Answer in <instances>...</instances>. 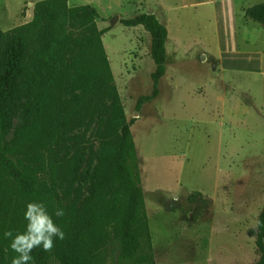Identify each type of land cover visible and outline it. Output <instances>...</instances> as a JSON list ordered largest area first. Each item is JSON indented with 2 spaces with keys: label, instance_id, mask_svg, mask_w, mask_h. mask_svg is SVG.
Masks as SVG:
<instances>
[{
  "label": "rangeland",
  "instance_id": "1",
  "mask_svg": "<svg viewBox=\"0 0 264 264\" xmlns=\"http://www.w3.org/2000/svg\"><path fill=\"white\" fill-rule=\"evenodd\" d=\"M262 1L0 0V71L10 63L3 32L44 13L16 77L7 141L34 118L54 53L62 48L69 58L100 36L136 141L156 264L253 263L260 252L249 229L264 206V24L244 8ZM84 5L99 14L70 12ZM150 9L169 30L167 73L158 80L150 33L121 21ZM96 106L71 134L99 152L96 129L108 108ZM96 162L88 150L78 176L84 196ZM196 189L211 201H189ZM119 252L111 243L105 264Z\"/></svg>",
  "mask_w": 264,
  "mask_h": 264
},
{
  "label": "trees",
  "instance_id": "2",
  "mask_svg": "<svg viewBox=\"0 0 264 264\" xmlns=\"http://www.w3.org/2000/svg\"><path fill=\"white\" fill-rule=\"evenodd\" d=\"M74 11L91 17L99 14L90 5L70 9ZM244 13L264 24V1L245 7ZM43 16L39 11L27 25L1 37L10 63L0 71V264H11L16 255L3 233L24 231L25 206L33 201L43 202L49 214L63 209L64 216L53 215V220L65 237L55 239L49 252L34 248L30 264H105L111 243H118L120 249L115 264H156L136 141L100 36L91 47L69 58L62 48L54 53V63L39 84L34 118L12 142L7 141L18 98L16 77L27 64V42ZM121 21L127 26L142 25L150 33L152 77H163L168 68L167 25L154 11ZM156 93L157 88L147 97ZM97 100L108 108L96 129L99 152L94 145L82 147L71 134L94 113ZM88 150L97 162L90 192L84 196V180L78 182V176ZM188 200L210 202L211 197L196 189ZM257 220L260 227L249 232L256 236L260 255L251 264H264V206Z\"/></svg>",
  "mask_w": 264,
  "mask_h": 264
},
{
  "label": "clouds",
  "instance_id": "3",
  "mask_svg": "<svg viewBox=\"0 0 264 264\" xmlns=\"http://www.w3.org/2000/svg\"><path fill=\"white\" fill-rule=\"evenodd\" d=\"M63 209H56L49 214L47 206L43 202H29L25 206L24 219L27 222L23 232L15 235L11 230L5 231L3 236L10 239V249L16 253L11 264H30L33 260L32 250L41 247L43 251L49 252L54 246V240H63L64 231L55 223V217L64 216ZM254 228L260 227L258 220L253 223ZM7 252L8 249H5Z\"/></svg>",
  "mask_w": 264,
  "mask_h": 264
},
{
  "label": "water",
  "instance_id": "4",
  "mask_svg": "<svg viewBox=\"0 0 264 264\" xmlns=\"http://www.w3.org/2000/svg\"><path fill=\"white\" fill-rule=\"evenodd\" d=\"M151 12V11H150ZM119 19V15L114 16V21H117Z\"/></svg>",
  "mask_w": 264,
  "mask_h": 264
},
{
  "label": "crops",
  "instance_id": "5",
  "mask_svg": "<svg viewBox=\"0 0 264 264\" xmlns=\"http://www.w3.org/2000/svg\"><path fill=\"white\" fill-rule=\"evenodd\" d=\"M147 11H148V12H150V11H151V12H153V11L155 12V9H150V10H147Z\"/></svg>",
  "mask_w": 264,
  "mask_h": 264
}]
</instances>
